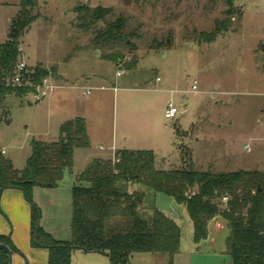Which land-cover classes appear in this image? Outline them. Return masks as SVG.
<instances>
[{"label": "rangeland", "instance_id": "1", "mask_svg": "<svg viewBox=\"0 0 264 264\" xmlns=\"http://www.w3.org/2000/svg\"><path fill=\"white\" fill-rule=\"evenodd\" d=\"M19 1L0 0V43L9 38L12 21L20 13ZM78 5L113 7L116 14L129 18V29L140 25L139 36L133 39L137 47L134 53L139 58L137 68L117 75L115 64L100 58L97 50H86V54L75 51L91 37L74 24ZM236 7L240 14L232 19L231 29L214 42L205 43L200 33L210 32L216 19H224L225 0H131L128 5L125 0H39L34 11L37 19L20 38V60H25L30 69L41 64L48 76L58 69L79 78L84 76L78 81L82 86L102 83L111 87L116 82L117 124L130 128L129 145L135 150L154 152L158 169L264 171V144L255 148L249 139L257 136L264 143V0H236ZM134 53L126 51L129 58ZM195 81L198 90L192 91ZM96 93L93 91V95ZM168 100L180 111L171 122L164 115ZM66 103L51 101L50 96L35 103L30 92L23 96L10 94L1 104L0 148L8 152L7 157L17 169L25 168L34 140H58V116L67 108ZM113 109L109 98L108 130L113 124ZM99 128L96 126L104 133L101 136L109 138L110 133ZM247 142L253 146L250 153L244 147ZM102 153L114 156L110 149ZM85 158L86 150L77 149L75 166L66 171L58 188L39 190L38 195L33 191L34 201L44 212L41 225L55 238H71L70 184ZM152 195L156 206L180 225L186 246L193 234L186 207L162 193ZM58 199L61 206L53 203ZM228 235V226L210 233L209 238H216L215 250L225 246ZM206 250L204 246V255ZM148 255L146 264H166L165 256ZM204 257L197 256L194 264H218L214 255Z\"/></svg>", "mask_w": 264, "mask_h": 264}, {"label": "trees", "instance_id": "2", "mask_svg": "<svg viewBox=\"0 0 264 264\" xmlns=\"http://www.w3.org/2000/svg\"><path fill=\"white\" fill-rule=\"evenodd\" d=\"M125 2L128 5L131 0ZM225 3L224 19H216L210 32L200 33L202 42H214L233 26L232 19L240 10L236 0ZM19 6L8 40L0 43V106L10 94L23 96L32 91L31 87L6 84L21 58L20 38L37 19L34 11L39 0H20ZM75 14L76 28L91 35L86 45L75 48L76 52L99 50L100 57L113 62L118 70L137 68L133 39L139 36L140 25L129 29L128 17L102 5H78ZM126 51L134 55L129 58ZM30 71L36 84L49 74L41 64ZM90 146L86 120L78 117L61 124L58 140H34L22 170L0 148V191L23 192L31 208V246L48 251V264H72L77 250L103 254L111 264H132V257L138 253L161 254L166 264H174L181 248L182 228L156 206L152 193L172 197L186 207L195 245L209 238L210 224L219 220L229 228L225 254L233 264H264V171L158 169L152 150L124 149L115 153V161L93 160L72 188L71 239H56L41 225L42 210L34 201V188L57 187L66 171L73 169L76 149ZM224 197L228 198L225 203ZM0 243L12 253H20L9 235L0 234ZM0 264H9L4 249H0Z\"/></svg>", "mask_w": 264, "mask_h": 264}, {"label": "crops", "instance_id": "3", "mask_svg": "<svg viewBox=\"0 0 264 264\" xmlns=\"http://www.w3.org/2000/svg\"><path fill=\"white\" fill-rule=\"evenodd\" d=\"M86 50H83V54H86ZM21 56L23 57V50L21 48ZM101 58V57H100ZM27 63V62H26ZM44 66H46L43 62H41ZM49 67V66H47ZM58 69V68H57ZM125 71H118L117 75L125 74ZM52 83L56 86L55 90L49 95L51 101L57 102H68L67 108L63 109L59 116V126L62 123L68 120H72L78 117L84 118L86 120L88 134L91 141L90 148L81 149L86 150L87 158L81 163V168L73 174L72 184L77 178V176L82 173L95 159H110L112 157H105L102 153L105 149L112 150V154L116 152V150H135L133 146H130L129 143L131 141V135L127 129L128 127H119L116 121V82L113 83L111 87L106 86L102 83H97L91 86H82L78 84L80 78L84 77H76L71 75L66 71H58L55 74H51ZM157 77L156 81L160 82ZM90 90V93H86L87 90ZM146 88H142L145 90ZM93 91L99 92L93 95ZM170 91V90H169ZM172 91V90H171ZM170 91V92H171ZM109 92H113V95H110ZM173 92V91H172ZM64 97V98H63ZM111 98L114 105L113 112V124L108 130L105 128V124L107 122V101ZM185 101L187 103L185 104ZM184 104L188 105L189 101L187 98H184ZM149 109L148 105L145 106V110ZM106 111V113H105ZM96 126H99V129H105L110 133L109 138L104 139L102 134L104 135L102 130H97ZM235 130L232 131L233 135L236 134ZM238 135V134H237ZM258 135V134H257ZM250 141H253V145H263L260 139L257 136H251ZM264 140V139H263ZM56 141V140H55ZM256 141V142H255ZM255 142V143H254ZM248 143V142H247ZM252 143L245 144L244 147L247 152H252L253 146ZM5 151V155L7 156V151ZM255 150V149H254ZM92 151V152H91ZM109 151V150H107ZM91 152V153H89ZM77 149L75 151L74 156V166H75V158H76ZM84 156V153H83ZM156 157V156H155ZM61 184V183H60ZM59 184V185H60ZM59 185L55 188H44L40 186H36L34 188L35 195L39 194V190H55L59 187ZM40 188V189H39ZM46 191V192H47ZM71 211H72V197H71ZM54 204L57 206H61V200L58 199ZM69 203V201H68ZM69 209V206H68ZM43 210V209H42ZM72 214V212H71ZM71 217L69 218V220ZM42 224H44V212L42 211ZM30 222H31V208L30 204L26 201L23 192L19 189H8L5 191H0V234L9 235L12 238V241L16 248L20 251V253H13L12 264H48V251L45 249H36L31 246L30 242ZM71 224V223H70ZM225 227V224L219 220H216L210 224V233L213 231H219L221 228ZM46 228V227H44ZM47 229V228H46ZM71 229V228H69ZM71 237V230H70ZM61 236H56L58 240H65L66 238H60ZM68 237V236H67ZM210 237V236H209ZM71 239V238H67ZM226 241V240H225ZM216 238L211 237L206 241L202 242L199 246L193 243V239H191L186 246L183 245L181 239V248L180 251L174 257V264H194L195 258L203 256L214 255L213 257L218 264H233L232 260H228V255L225 254L226 245L222 248L215 250ZM204 246L208 247L204 253H202V248ZM82 252L80 250L75 251L72 264H111L109 258L103 254L99 253H84V255H79ZM209 252V253H208ZM212 252L213 254H210ZM87 254V255H86ZM89 254V255H88ZM149 253H138L132 257V264H146L149 262ZM201 259V262L203 261ZM165 262V259H164Z\"/></svg>", "mask_w": 264, "mask_h": 264}, {"label": "built area", "instance_id": "4", "mask_svg": "<svg viewBox=\"0 0 264 264\" xmlns=\"http://www.w3.org/2000/svg\"><path fill=\"white\" fill-rule=\"evenodd\" d=\"M30 68L28 67V64L25 60H19L16 64L13 74L7 78L6 84L11 85L14 87H31L33 90L32 93V99L36 103L43 101L47 96H49L56 88V86L52 83V76H47L42 79V81L38 84H36L30 74ZM160 80V78H158ZM196 81L194 85L192 86V91H197L198 87L196 85ZM185 93L187 92L184 91ZM86 93H90V90L88 89ZM180 111L179 108L174 104L172 100H168L166 102L165 107V118L168 121H173L177 119ZM2 152L5 154V151L2 150ZM114 161L117 160L115 153L112 158ZM228 198L224 197L223 202H227Z\"/></svg>", "mask_w": 264, "mask_h": 264}, {"label": "water", "instance_id": "5", "mask_svg": "<svg viewBox=\"0 0 264 264\" xmlns=\"http://www.w3.org/2000/svg\"><path fill=\"white\" fill-rule=\"evenodd\" d=\"M97 53L100 55V51L99 50H97ZM186 103H187V101H185V104ZM0 249H4L7 252L8 257H9V264H12L13 253H12L11 249L7 245L1 244V243H0Z\"/></svg>", "mask_w": 264, "mask_h": 264}]
</instances>
